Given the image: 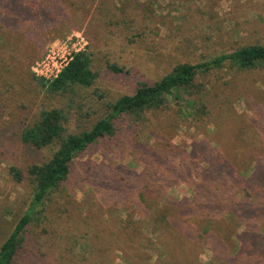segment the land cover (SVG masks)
Returning a JSON list of instances; mask_svg holds the SVG:
<instances>
[{"label": "rangeland", "instance_id": "obj_1", "mask_svg": "<svg viewBox=\"0 0 264 264\" xmlns=\"http://www.w3.org/2000/svg\"><path fill=\"white\" fill-rule=\"evenodd\" d=\"M31 23L23 25L29 30L25 28L21 47L20 71L27 77L0 100V246L31 202L30 167L54 152L52 147H24L20 128L34 122L43 109L59 108L68 118L70 133L88 130L105 115L107 103L133 95L141 84H156L179 64L264 45V0H53ZM78 41L93 54L97 81L90 88L76 87L72 94L47 95L30 71L44 79L34 67L46 61L45 70L56 74V66L79 50ZM197 83L191 98L171 99L165 110L124 118L114 138L78 159L69 182L47 202L44 222L33 225L31 237L43 258L33 257L37 254L29 242L26 264H101L106 259L129 264L132 252L122 244L130 229L123 227L129 218L140 219L134 206L139 203L136 179L159 182L166 199L187 204L190 213L175 215L186 226V235L202 223L199 207L220 201V207L210 210L220 243L209 240L194 247L197 264L234 258L236 247L250 242L256 230H264V214L251 215L256 209L249 201L258 197L252 183L255 163L241 138L246 130V138L253 136L264 145V69L239 72L225 67L200 75ZM187 100L194 101L193 110ZM203 108L205 114L200 113ZM233 147L241 155H233ZM223 156H235L234 171L239 169L247 184L221 169ZM13 167L22 172L21 182L11 173ZM143 229L136 248L151 257L142 264H164L157 251L145 248ZM101 231L103 237L90 245L89 255L83 237L90 233L97 240Z\"/></svg>", "mask_w": 264, "mask_h": 264}, {"label": "trees", "instance_id": "obj_2", "mask_svg": "<svg viewBox=\"0 0 264 264\" xmlns=\"http://www.w3.org/2000/svg\"><path fill=\"white\" fill-rule=\"evenodd\" d=\"M52 1L0 0V86L5 88L4 92H0V100L3 95L14 89L16 84H23L22 78L27 77V73L20 71L21 58L23 57L21 49L24 44L23 33L26 31L25 28L28 29L23 25L32 26V20L41 14L42 9L46 6L48 8ZM93 63V54L89 51H82L74 54L72 60L53 80L37 78L29 71L33 81L47 95H65L74 93L76 87L90 88L95 84L99 75L93 70ZM225 67L239 72L264 69V45L243 46L197 64H179L156 84H141L133 95H125L115 102L107 103L105 115L88 130L70 133L66 127L68 118L59 108L43 109L34 122L20 128L19 139L24 147L34 150L52 147L54 152L47 161L35 164L29 169V179L33 186L31 202L13 231L0 246V264H26L25 252L29 242L34 245L33 251L37 254L33 257L39 259L41 256L43 258L44 254H42L37 241L31 237V235L34 236L33 225L40 226L44 222L47 202L69 182L74 164L78 159L92 152L101 142L114 138L118 133V123L126 117L132 119L141 117L148 111L165 110L170 105L171 99L182 101L186 96L191 98L198 89L197 82L200 75ZM109 68L115 72H122L114 65H110ZM187 103L192 110L195 108L194 101ZM200 113L205 114V108L201 109ZM252 126L259 130L256 125ZM247 134L245 130V136ZM245 136L241 137L242 147L245 150L248 149V153L255 163L252 168V183L254 182V192L258 194L256 200L249 201L252 208L256 209H252L251 215L257 211L264 214V182H262L264 179V154L262 152L264 145L253 136L247 138ZM258 144H261V149H258ZM249 149H252L253 156ZM231 152L233 155L235 153V156L241 155L236 147H233ZM235 156H223L220 165L224 166L221 169L231 172L230 174L235 176L234 180L238 183L244 180L245 185L247 177H243L239 169L234 171L237 161H234ZM10 171L18 182L23 180L24 176L20 170L13 167ZM133 186L138 194L139 203L134 206L140 211L138 212L140 219L137 221L129 218L123 227L124 230L130 229L129 239H124L122 244L123 246L127 245L129 252H132L130 260H127L129 264L133 262L142 264L148 262L151 257L146 254L147 252L145 255L139 254L138 248H136L138 239L144 235L145 229L143 228H146L147 231L145 233L147 239L145 248L157 251L160 254L159 261L164 264H197L194 247H203L209 240L220 241L216 238L212 221L213 215L210 214V210L220 207L221 203L218 199L216 202L204 203L203 207L198 206L202 209L199 211L202 223H198V226L194 227L191 235H186V226H181V222L175 215L184 216L190 213L189 208H186L187 204L166 199L162 184L152 179L147 181L136 179ZM89 234L87 233L83 240L86 242L87 253L91 255L90 245L101 241L103 232L101 231L96 236L97 240L92 239ZM111 237L118 238V235L112 233ZM247 240L250 242L236 247L234 258L229 256L211 264H260L263 262L264 230H256L254 238L250 237ZM77 244L79 243L77 242ZM159 244H161V249L156 250V246ZM142 245L145 246L144 243ZM97 253L102 252L97 251ZM85 258L87 259L86 256ZM102 259L104 258L102 257ZM101 264L112 263H108V259H106V262Z\"/></svg>", "mask_w": 264, "mask_h": 264}, {"label": "built area", "instance_id": "obj_3", "mask_svg": "<svg viewBox=\"0 0 264 264\" xmlns=\"http://www.w3.org/2000/svg\"><path fill=\"white\" fill-rule=\"evenodd\" d=\"M80 38H82L81 36H78ZM82 42L84 41V39L82 38L81 40ZM82 42H79L78 41V44H77V48H79V50L77 49L76 51H74V53L72 54H69V58L67 60H64L63 62H61L62 64L60 66H56V64L54 66H56V74H53V73H50L49 75V72L48 70H45L46 68H48L49 66H46V64L48 62H43L41 64H38L36 67H34V72L39 76V77H44V79L46 80H53L55 78L58 77V75L61 73V71L67 66V64L70 62V60H72L73 58V55L76 54V53H79V52H82L84 51V47L86 46L85 44H81ZM55 54L56 52H52V55H54L53 57H50L52 58L51 61H53L55 59ZM50 63V62H49Z\"/></svg>", "mask_w": 264, "mask_h": 264}]
</instances>
